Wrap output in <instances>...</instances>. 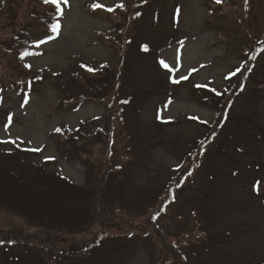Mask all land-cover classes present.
I'll return each mask as SVG.
<instances>
[{
    "label": "rangeland",
    "instance_id": "1",
    "mask_svg": "<svg viewBox=\"0 0 264 264\" xmlns=\"http://www.w3.org/2000/svg\"><path fill=\"white\" fill-rule=\"evenodd\" d=\"M60 2L16 62L44 5L0 0V150L103 192L75 234L0 208V264H264V0ZM17 63L37 82L5 85Z\"/></svg>",
    "mask_w": 264,
    "mask_h": 264
},
{
    "label": "trees",
    "instance_id": "2",
    "mask_svg": "<svg viewBox=\"0 0 264 264\" xmlns=\"http://www.w3.org/2000/svg\"><path fill=\"white\" fill-rule=\"evenodd\" d=\"M41 7V11L33 8H28L27 20L31 21L30 24L36 26L18 32L15 42H11L12 46L7 48L13 55L16 62L22 60L21 57L39 54L34 49L28 48L29 42L41 37L55 34L54 26L57 25L53 18L60 13L63 4L60 2V10L56 9L53 4H46ZM94 4L100 7H94ZM91 10H102L112 14L121 7V4L116 5L113 9L109 10L102 6L100 3H94ZM23 43L24 46H20ZM22 44V45H23ZM0 55H5V50L2 48ZM9 56V55H8ZM18 64V63H17ZM24 65V63H23ZM9 74L12 79H9L4 84L13 85L12 83L22 79V84L37 82L38 78L31 72V66H23L26 71H19L21 65ZM105 69V68H104ZM97 69L96 81L100 79L103 83H107L106 78L102 76ZM101 76V77H100ZM104 77V78H103ZM99 82V80H98ZM30 83V84H31ZM20 84V83H19ZM17 84H14L15 87ZM83 88L89 87V84H81ZM101 84H95L94 92L98 90ZM91 88V87H90ZM204 91V89H198ZM206 91V90H205ZM206 93V95H204ZM203 97L211 100L213 94L211 92H204ZM84 95V94H83ZM82 128H77L75 131H69L67 140H77L86 136V132ZM61 136L66 133L59 132ZM207 139V138H206ZM1 147V144H0ZM22 151V152H21ZM18 153H3L0 150V208H6L12 212L18 213L20 216L31 221L35 226L44 227L45 229L62 231L64 233H81V231L88 228L92 224L94 217L92 216L97 210L98 198L103 192L102 187L95 189V185H91L88 179L85 184H73L65 181L59 175L47 174L45 167L39 165L34 158V153L31 151L21 150ZM101 183H103L101 181ZM107 193V192H106ZM108 200V196H104ZM51 237L50 235H48ZM52 239V237H51ZM62 235L53 240L50 245L51 251L54 254L65 252L66 245ZM96 239V238H95ZM8 240V239H6ZM4 240V241H6ZM48 244V243H47Z\"/></svg>",
    "mask_w": 264,
    "mask_h": 264
},
{
    "label": "snow or ice",
    "instance_id": "3",
    "mask_svg": "<svg viewBox=\"0 0 264 264\" xmlns=\"http://www.w3.org/2000/svg\"><path fill=\"white\" fill-rule=\"evenodd\" d=\"M44 3L46 4H53L56 6V9L57 10H60V0H43ZM64 2H67V0H64ZM217 2H220V0H217ZM122 6V5H121ZM94 7H100V5H94ZM111 10V9H109ZM59 28V24L55 25L54 26V30L58 29ZM161 64L165 67V68H168L169 66L164 63L163 61H161ZM178 82V81H177Z\"/></svg>",
    "mask_w": 264,
    "mask_h": 264
}]
</instances>
